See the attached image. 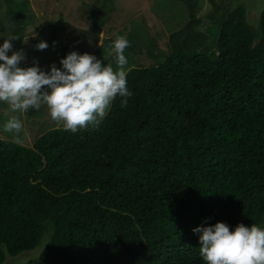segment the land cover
<instances>
[{
  "label": "trees",
  "instance_id": "obj_1",
  "mask_svg": "<svg viewBox=\"0 0 264 264\" xmlns=\"http://www.w3.org/2000/svg\"><path fill=\"white\" fill-rule=\"evenodd\" d=\"M198 1L182 0L188 21L170 54L127 72L126 106L117 96L97 128L50 129L30 148L0 139L10 255L32 249L49 221L51 243L30 264H203L195 227H262L264 12L258 40L239 8L207 50ZM5 5L20 41L23 5Z\"/></svg>",
  "mask_w": 264,
  "mask_h": 264
},
{
  "label": "rangeland",
  "instance_id": "obj_2",
  "mask_svg": "<svg viewBox=\"0 0 264 264\" xmlns=\"http://www.w3.org/2000/svg\"><path fill=\"white\" fill-rule=\"evenodd\" d=\"M23 5L25 15L22 18L23 30L20 41H10L12 51H22L25 59L19 67H31L36 63L45 71L53 63L60 67L59 60L71 52L92 54L105 64L115 68L114 56L108 55L107 45L116 34L125 35L129 46L124 50L128 60L126 72L132 68L156 66L171 52L169 38L178 32L188 21V12L182 0H14ZM105 2V15L98 18L95 28L98 42L76 39L68 29L69 25L87 29L90 16L101 10ZM224 0H199L196 17L200 20L198 30L207 37L206 49L212 50L220 26L217 15L211 18L215 5L222 8ZM5 0H0V44L10 37L12 24ZM92 15V17H93ZM101 20V21H100ZM100 24V25H99ZM56 35L49 42L52 30ZM260 37H255L258 40ZM46 42L48 47L37 50L35 45ZM175 43L181 47V41ZM10 116H16L23 122L19 134L24 147H32L41 135L50 129L63 128L53 121L47 109H31L29 113L11 112L6 103H0V139L14 142L13 133L3 130V123ZM264 227V222L261 225Z\"/></svg>",
  "mask_w": 264,
  "mask_h": 264
},
{
  "label": "clouds",
  "instance_id": "obj_3",
  "mask_svg": "<svg viewBox=\"0 0 264 264\" xmlns=\"http://www.w3.org/2000/svg\"><path fill=\"white\" fill-rule=\"evenodd\" d=\"M16 39L10 36L0 44V103H6L11 112L26 113L43 106L53 121L76 133L85 127L97 128L117 96L126 106L131 92L125 70L128 60L124 50L129 46L125 35L116 34L107 45L115 68L95 55L71 52L59 60V68L53 63L47 71L36 63L19 67L25 59L22 51L8 55L10 41ZM46 47L43 41L35 45L37 50ZM22 129L23 122L16 116L3 123V130L13 133L16 144L23 143ZM192 232L198 234L203 264H264V227L237 224L229 231L227 224L216 222L197 226Z\"/></svg>",
  "mask_w": 264,
  "mask_h": 264
},
{
  "label": "water",
  "instance_id": "obj_4",
  "mask_svg": "<svg viewBox=\"0 0 264 264\" xmlns=\"http://www.w3.org/2000/svg\"><path fill=\"white\" fill-rule=\"evenodd\" d=\"M244 10L246 26L252 31L254 38L261 35V21L264 12V0H224L222 8L216 13L217 22L220 28L227 22L229 16L237 9ZM98 22L96 17L87 29H81L72 25L68 29L73 33L76 39L82 38L90 42H98L100 37L95 32ZM46 229L42 232L37 244L28 250H23L16 255H10L4 245L0 246L3 253V260L0 264H30L38 262L42 253L51 243V235L54 233L53 224L49 221L45 223Z\"/></svg>",
  "mask_w": 264,
  "mask_h": 264
}]
</instances>
